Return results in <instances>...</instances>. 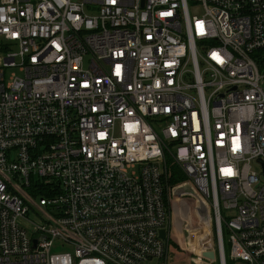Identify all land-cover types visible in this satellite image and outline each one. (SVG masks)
<instances>
[{
    "label": "built area",
    "instance_id": "1",
    "mask_svg": "<svg viewBox=\"0 0 264 264\" xmlns=\"http://www.w3.org/2000/svg\"><path fill=\"white\" fill-rule=\"evenodd\" d=\"M263 49L264 0H0V264H163L165 154L264 264Z\"/></svg>",
    "mask_w": 264,
    "mask_h": 264
},
{
    "label": "rangeland",
    "instance_id": "2",
    "mask_svg": "<svg viewBox=\"0 0 264 264\" xmlns=\"http://www.w3.org/2000/svg\"><path fill=\"white\" fill-rule=\"evenodd\" d=\"M188 10L191 15H199L201 7L189 5ZM251 168L254 171L258 170L257 165L254 163H252ZM171 186L164 176V201L167 210L165 227L167 252L161 262L163 264H218L211 213L209 212L214 246L210 251H204L199 246V238L205 232V226L197 220L194 214L193 199L187 196L173 198L170 194ZM224 251L226 254L227 244H224Z\"/></svg>",
    "mask_w": 264,
    "mask_h": 264
},
{
    "label": "water",
    "instance_id": "3",
    "mask_svg": "<svg viewBox=\"0 0 264 264\" xmlns=\"http://www.w3.org/2000/svg\"><path fill=\"white\" fill-rule=\"evenodd\" d=\"M170 194L173 198L187 196L193 199L194 214L197 220L205 226V232L199 238V246L204 251H210L214 246V240L211 228V217L209 213L210 209L207 202L195 191L192 185L186 180L172 185L170 188ZM159 236L161 239H164L165 231L163 229L159 230Z\"/></svg>",
    "mask_w": 264,
    "mask_h": 264
},
{
    "label": "trees",
    "instance_id": "4",
    "mask_svg": "<svg viewBox=\"0 0 264 264\" xmlns=\"http://www.w3.org/2000/svg\"><path fill=\"white\" fill-rule=\"evenodd\" d=\"M262 52H264V49ZM164 169L165 177L169 185H174L185 180L184 175L168 154L164 155Z\"/></svg>",
    "mask_w": 264,
    "mask_h": 264
}]
</instances>
